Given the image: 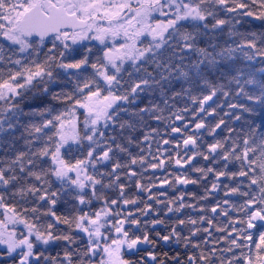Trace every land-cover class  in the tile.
I'll use <instances>...</instances> for the list:
<instances>
[{"label":"snow or ice","instance_id":"obj_1","mask_svg":"<svg viewBox=\"0 0 264 264\" xmlns=\"http://www.w3.org/2000/svg\"><path fill=\"white\" fill-rule=\"evenodd\" d=\"M0 264H264V0H0Z\"/></svg>","mask_w":264,"mask_h":264}]
</instances>
